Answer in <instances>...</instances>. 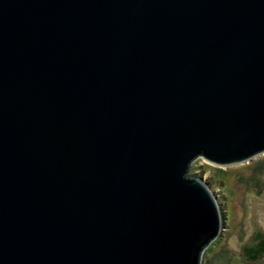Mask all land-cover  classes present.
<instances>
[{"label":"water","instance_id":"95a60500","mask_svg":"<svg viewBox=\"0 0 264 264\" xmlns=\"http://www.w3.org/2000/svg\"><path fill=\"white\" fill-rule=\"evenodd\" d=\"M263 152L264 0H0V264H201Z\"/></svg>","mask_w":264,"mask_h":264},{"label":"rangeland","instance_id":"374dc122","mask_svg":"<svg viewBox=\"0 0 264 264\" xmlns=\"http://www.w3.org/2000/svg\"><path fill=\"white\" fill-rule=\"evenodd\" d=\"M187 174L209 184L223 216L218 237L200 251L201 264H264V254L252 261L244 251L264 236V152L226 166L199 156Z\"/></svg>","mask_w":264,"mask_h":264},{"label":"trees","instance_id":"16d2710c","mask_svg":"<svg viewBox=\"0 0 264 264\" xmlns=\"http://www.w3.org/2000/svg\"><path fill=\"white\" fill-rule=\"evenodd\" d=\"M223 217V216H221ZM218 237V236H217ZM256 243L245 247L244 251L248 256V260L255 261L261 255L264 254V236H261L260 233L256 235Z\"/></svg>","mask_w":264,"mask_h":264}]
</instances>
